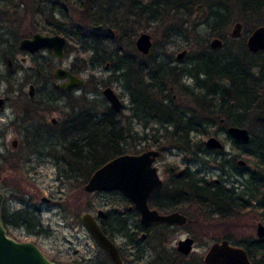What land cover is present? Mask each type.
Returning <instances> with one entry per match:
<instances>
[{
  "label": "rangeland",
  "instance_id": "374dc122",
  "mask_svg": "<svg viewBox=\"0 0 264 264\" xmlns=\"http://www.w3.org/2000/svg\"><path fill=\"white\" fill-rule=\"evenodd\" d=\"M34 1L8 0L6 3H1L2 8L0 7V11H3V14H0V98L4 99V103L0 107V192L4 195L3 202L11 212L13 209H20L24 205V208L29 209L36 217L40 214L43 228L44 226L47 227L45 230L47 232L31 237L21 228H10L8 235L14 239L36 244L48 257L55 258L59 263L63 261L74 262L76 260L80 261L81 264L84 263L83 261L96 264L95 262L98 259H104L103 254L82 226L80 215L85 211L96 217L98 210L106 212L115 209L124 212L128 216V212H125L127 203L125 204V201L116 191L97 193L84 191L85 176L89 172L88 162H85L82 167L72 165L76 168L80 167L83 176L78 175L67 180L61 177L64 162V143L57 138L60 137L61 129L58 124L67 119L69 115L75 114L70 113V109L74 105L78 108L79 105L88 106L91 104L97 106L98 111H101L104 105L109 106L101 93L102 89L107 86L111 87L119 96L123 108L117 114H121V119L127 121L125 116L131 113L130 94L126 90L125 82H122L121 72H113L112 69L106 68L107 61H103L105 64L85 62V70L78 73V76L84 80H87L90 75L93 76V81H97L98 87L92 85V81L91 85L87 84L84 87L71 90L68 97H62L57 93L53 87L60 84L62 80L55 79L51 74L56 66L67 69L74 59V53L70 52L68 56L65 55L63 59L58 60L48 50H42L34 55L18 49L17 44L20 39L28 38L35 32L44 33L42 24L39 22L40 19L35 13L37 7L33 3ZM166 2L167 0H112L110 10L107 9V5L102 8L104 12L106 10L121 12L124 10L123 6L128 7L129 10L125 9V11L127 14H132L129 21H133L137 29L144 28L139 31V34L144 32L150 35L152 47L149 50V57L148 59H142L146 65L152 64L155 60L156 62L161 60L170 65L183 66L189 69L194 61L193 56H196L197 53L211 54L219 59L232 58L234 54H239L237 51H242L240 50L241 44L246 43L249 34L255 28L264 26V8L252 15L246 14L247 17L241 13L238 0H203L200 3L192 2L193 4L190 5L188 0H173L176 13L169 9L161 17V13L164 11L163 4ZM48 7H53V5L49 4ZM58 7L64 13L65 18L61 19L59 12L52 11L50 23L56 24L55 20H57L60 21L62 27H64L65 22L69 23L71 21L72 23L74 21L72 10L62 2ZM218 13L227 14L229 17L228 23L219 31L212 32L211 29L219 18ZM135 14L142 15V18H149L148 22L146 20L147 24L143 25L142 21L140 25L134 21ZM236 22L242 24L241 33L245 31V34H247L244 41L241 40L243 34L238 38L231 36L233 23ZM251 22H254L252 27L249 26ZM103 38H105L102 40L105 45L111 43L115 46L117 44V39L113 34H104ZM214 38L220 39L222 46L213 51L209 43ZM66 43L71 47L73 45L78 47V44L73 41ZM103 43L101 47H104ZM182 50H185L187 54L182 60H177L175 57ZM82 55L86 57V55ZM48 58H51L49 67L46 64ZM8 60L11 62L10 66ZM45 68H48L46 73L44 72ZM47 72L50 78L47 77ZM150 72L152 73L151 70ZM150 72L149 74L145 73V84H148ZM182 79L183 84L193 86V78L184 76ZM30 84L34 85L35 90L32 98L28 97V85ZM164 85L169 89H166L165 93L171 99L172 105L184 106V108L189 106L188 108L194 109L192 98L183 95L184 86H178L171 80H164ZM214 87H217L214 89L217 93L220 87L218 85ZM96 88L99 90L97 91ZM173 95H175V99H172ZM89 102L91 103L89 104ZM203 115L205 118H201L202 131L191 134L193 144L190 145L188 151H196V148H200V144L206 141L208 136L215 135L224 144V150L220 156L225 161V164H223L225 169L229 170L232 175L230 180H234V175L237 174L233 169L243 167L248 172L254 168L251 161H248L245 165H238L237 161L240 156L237 154L244 149L256 151L255 144L234 146L225 129H223L225 128L224 124L220 123L218 119L211 122L212 119L208 117L207 113ZM51 118L57 121L56 125L51 124ZM207 120L209 123H207ZM132 126L139 135L146 133L145 141L130 143L131 147L135 146L137 151H144L142 146L145 142L151 143V145H154L152 142L159 140L161 142L162 134L159 130L150 131V129H145L143 124L135 119L132 121ZM156 127L152 125L153 129ZM162 132L164 133V131ZM12 139L18 141L16 148H12L10 145ZM36 139H38L37 143H34ZM28 140H32L33 144H28L26 142ZM34 145L35 148H33ZM156 148V146H153L152 149ZM161 148H163V142H161ZM170 151L171 155L169 154ZM170 151H167L168 154L166 155L168 161H176L182 156L177 150L172 149ZM220 156L214 157L215 159L207 164L203 172L210 180L219 178L221 175L218 165V162L221 161ZM65 161L68 165V158ZM155 163L159 168L158 174L163 180V154ZM193 167L195 168L194 165ZM246 176L247 173L244 174V177ZM42 197L49 198L50 202L44 203L41 201ZM246 216V224L244 225H240V222H237L239 220L236 221L237 225H231L230 223H235L234 219L226 222L214 217L213 219L204 220L205 226L203 228L193 229L189 226L184 229L172 230L168 235L166 248L169 250L175 249L178 240L182 239L187 231L192 232L196 237L193 250L189 256L179 260L196 261L199 258L202 259L209 245L220 238L222 234L230 233L234 241L237 242L253 239L256 234L254 230H256L257 223L264 224V211L250 212ZM127 219L131 225L136 222L134 217H127ZM126 240L121 235L115 237L117 244L123 245L127 242ZM155 244L156 242L151 240L144 242L135 253L138 256H145V258H148L150 254L159 255L153 249ZM160 246L163 247V244ZM160 255H163V253ZM162 257L163 260L170 259V257L178 259L176 255H163ZM129 258L133 260L134 257ZM152 259L154 260V258ZM147 260L135 262L137 264H147Z\"/></svg>",
  "mask_w": 264,
  "mask_h": 264
},
{
  "label": "trees",
  "instance_id": "16d2710c",
  "mask_svg": "<svg viewBox=\"0 0 264 264\" xmlns=\"http://www.w3.org/2000/svg\"><path fill=\"white\" fill-rule=\"evenodd\" d=\"M80 1V0H75ZM173 0H167L163 4L164 11L161 13L163 17L169 9L176 13L175 2ZM203 0H188L189 5L192 2H202ZM241 8V13L248 17L246 14H254V12L260 11L264 8V0H238ZM65 6L72 10L74 21L69 23L65 22L64 27L61 26L60 21L55 20L56 24L50 23L51 13L53 8L48 7L50 0H35L36 4V16L40 19L42 24V30L47 34H62L68 41H73L78 44V47H68L65 50V55L68 56L70 52L74 53V59L69 64V70L72 74H77L85 70V62L89 63H104L107 61L108 69H112L113 72H121L122 82H125L126 90L129 92L134 105L131 113L126 115L127 121L121 119V114L115 113L109 106H102V110L98 111L95 105H79L78 108L71 107L69 115L62 123L58 124L61 127L59 140L64 143L63 153L64 162L62 164L63 171L61 177L65 180L69 179L66 174V167L64 163L65 159L80 161L81 158H86L89 164V172L98 169L103 166L110 159L117 157L125 153H137L135 146L130 145L131 142L145 141V134L139 135L134 131L132 121L135 119L143 124V128L153 130H159L162 134L161 142H163V127H169L172 125V129H169L170 136L176 137L175 141L187 142L189 140L188 133L190 127L196 128L198 132L202 130L201 118H205L204 113L211 117V122L215 119H223L225 127L239 126L247 128L250 134V139L247 144H255L256 151L249 150L245 153L248 161L253 163V170H249L248 177L246 179V186L242 191L241 201L236 200L233 191L222 186L215 185L212 196L214 198L216 218L220 221H231V217L242 212L246 209L247 213L264 211V51H258L256 53H250L245 44H241L238 55L234 54V57H226L219 59L211 54H208V58H201L198 60V64L193 68H189L188 73L192 77H196L202 74L206 79L214 81V85L217 80L225 79L227 85L220 89L218 92V101L206 102L201 100L200 102H194V109H198L199 113H193L187 116L173 117L170 113H163V110L174 109L171 99H163V80L175 81L176 71L172 67L163 68V62L155 60L152 64H148L149 69L151 67L148 84H145L143 69L145 68V61L134 54L135 47L134 41L139 34L140 29L135 27L133 21H129V17L132 14H127L125 9L129 10L126 6H123V11L112 12L103 11L104 5H107V9L112 8V0H85V4H79L71 0H65ZM193 4V3H192ZM167 8V9H166ZM134 21L140 25H146L148 19L142 18V15L135 14ZM218 23L212 27L213 31H219L223 26L228 23V15L218 13ZM60 18H65L63 14ZM147 20V22H146ZM250 27L254 26V22L249 24ZM248 27V28H250ZM113 34L117 39V44L113 46L111 43L105 45L102 40L104 34ZM244 31L242 41L245 40L247 34ZM218 34V33H217ZM78 40H77V39ZM102 43L104 47H101ZM82 54L86 55L84 57ZM88 54V56H87ZM138 54V53H137ZM202 57L203 54L199 53ZM134 61V62H132ZM195 62V60L193 61ZM47 66L51 64V58L46 61ZM45 64V65H46ZM193 67V66H192ZM164 72H163V69ZM44 72L46 73V70ZM187 70V69H186ZM255 71V72H254ZM149 74V73H148ZM48 77V72H47ZM50 78V75L49 77ZM88 85H91L93 76L87 78ZM144 81V83H143ZM97 81L94 80L93 84L98 87ZM106 84L104 83V86ZM54 90L62 97H68L70 92L59 89L57 85H54ZM214 89V88H213ZM98 91L99 89L96 88ZM53 101V100H52ZM175 106V105H174ZM177 107V106H176ZM246 118V119H245ZM207 123L209 121L207 120ZM152 125L157 126L155 129ZM36 139L34 143H37ZM86 146V155H82L80 150H73L68 146L70 143L79 142ZM80 141V142H81ZM28 144H33L32 140L26 141ZM67 142V143H66ZM161 142L156 141L143 144L142 150H150L153 146L157 149H161ZM140 143V142H139ZM35 148V145L33 146ZM85 177V182L89 177ZM83 184V185H84ZM121 198L128 204L127 197L120 191H116ZM155 194V193H154ZM247 196L246 198L243 196ZM254 201V204H253ZM28 211V210H27ZM128 212V210H127ZM32 212L28 213L29 217H32ZM134 215V214H132ZM127 216V215H126ZM122 215L117 210L111 209L104 213V218L100 222V229L109 238H114L117 235L126 238L127 242H133V234L129 232L130 223H128L127 217ZM7 209L2 206L1 219L2 223L12 226H17V222L12 220L11 223L7 220ZM23 219V216L21 217ZM28 220V219H27ZM29 229L35 230L40 228V222L38 219L30 218ZM140 225L137 224V227ZM131 230V229H130ZM172 230L156 229L146 236L145 242L151 240L156 242L154 251L159 255L163 253L166 256L176 255V258L172 257L163 260V264H203L201 259L196 261H184L179 260L184 258L180 256V253L176 249H167L166 241L168 235ZM162 233V234H161ZM228 234V233H227ZM227 234H220V238H229ZM163 244V247L160 245ZM239 244V243H238ZM244 249L247 251L253 264H264V238L257 239L255 237L250 238L243 243ZM104 256L107 255L101 249L99 250ZM126 256V255H125ZM172 258V259H171ZM89 264V263H88ZM151 264H154L153 262Z\"/></svg>",
  "mask_w": 264,
  "mask_h": 264
},
{
  "label": "flooded vegetation",
  "instance_id": "af4514ba",
  "mask_svg": "<svg viewBox=\"0 0 264 264\" xmlns=\"http://www.w3.org/2000/svg\"><path fill=\"white\" fill-rule=\"evenodd\" d=\"M71 1L77 2L81 5L85 4V0H80L79 2L75 1V0H71ZM4 2L6 3V2H8V0H0V7L1 8H2L1 3H4ZM60 2H62L63 4L66 3L65 0H52V1L50 0V4L53 5L52 11L53 12L57 11L62 16L64 13L58 7ZM1 13L3 14V11L2 12L0 11V14ZM45 34H47V33H45ZM48 35H52V34H48ZM59 35H62V34H59ZM62 36H64V35H62ZM65 39H66V37H65ZM66 42H67V39H66ZM134 43H135V41H134ZM67 47H68V44L66 43L65 48H64V56H65V50ZM134 47H135V44H134ZM246 48H247V46H246ZM42 50H48L51 53L50 49L45 48ZM42 50H40V51H42ZM134 50H135L134 54L137 55L138 59H139V57L144 58V59H148L149 53L142 54L141 52L136 50V47ZM212 50L214 51L215 49H212ZM247 50H248V48H247ZM40 51H38V52H40ZM249 52L253 53L251 51H249ZM254 53H256V52H254ZM186 54L187 53H185V55ZM202 54H203L202 57L199 55V53H197L196 56H193L194 57L193 60H195V62L191 63V68L194 69V66L199 63L198 62L199 59L205 58V57L208 58L206 53H202ZM185 55L183 57H185ZM63 57L61 59H63ZM183 57H181V59H177V55H176L175 58L177 60H182ZM61 59H58V60H61ZM132 62H134V61H132ZM161 62H163V68L172 67L175 69L176 78H175V81L173 83L177 84L178 86H184V88H183L184 94L183 95H186V96L192 98V101H193L192 103H193L194 107H195L194 102L195 103L200 102L201 100H205L206 102H210V103H211V101L215 102L216 99H218V96H219L218 92L220 91V89H223V87L228 84L227 81L225 79H223V80H217V82H215L216 84L214 83V85H213L212 83L214 81H212L211 79H206L205 77L202 76V74H199L196 77H192L188 73V71H190V70H188V69L186 70V68H184L183 66L170 65L166 61H161ZM145 65H146V63H145ZM56 68H58V67L56 66ZM106 68H108V63H106ZM145 68L146 69H143V76L144 77H145V73L150 72L148 64L145 66ZM63 69H65V68H63ZM67 70H69V67L67 68ZM164 70L165 69H163V72H164ZM184 76L189 77L191 79L193 78V80H194L193 86L192 85L191 86L185 85L182 83V81H183L182 78H184ZM58 80H60V79H58ZM162 80L164 82V79H162ZM85 81H86V84L82 85L80 87H84L88 84V81L86 79H85ZM144 81H145V78H144ZM144 81H143V83H144ZM63 82H65V80H62V82L60 84H62ZM57 85L59 87V84H57ZM217 85L220 87V89H218V91L216 93V91H214V89H216L217 87H214V86H217ZM80 87H78V88H80ZM170 89H171V87H170ZM162 90H163V99L162 100L168 99V95H166V93H165L166 89L164 90V88H163ZM64 91H66V90H64ZM70 91L71 90L66 91V92H70ZM172 99H175V95H173ZM131 101H132V99L130 97V103H131V107H130L131 109L130 110L132 111L134 105L132 104ZM188 107L189 106H187V108H184V106H181V107L177 106L176 107L173 105L174 109L171 108L169 110L168 109L163 110V113L164 114L170 113L173 117L174 116L175 117H178V116L182 117V116H187L190 114L192 115L193 113H199L198 109H192V108H188ZM197 107H199L198 104H197ZM122 108H123V106H122ZM120 112H115V113H120ZM220 123H223V119H220ZM53 125H56V123ZM169 129L170 130L172 129V125H169V127H166V128L163 127V131H164V133H163V148H161V149L156 148V150L159 151L160 156L163 154V180L161 179L163 182L162 183L163 185L160 189H156L150 194V196L148 198V204L147 205L149 206L150 209L157 210V212L160 215H168V214H172V213H178L179 215L184 217L185 222L182 224L168 223V222H155V223L148 225V226L143 225L140 222L138 212H136L131 201L127 198L128 204L126 205L125 212H127V210H128L129 215L127 217H129V218L134 217L136 220L135 223H133L132 225L130 224V226H129L131 229L130 232L133 234V236L135 238H133V242H129V243L126 242L123 245L117 244L115 242L116 236L114 238H110L117 247L116 249L118 250V253L120 256L119 259H121V261H122L120 264H137L136 262H138V261L141 262L144 259H148L147 264H151L153 261L155 264H163V257H162L163 255L159 256V255L150 254L148 258H145V256H142V255L138 256V254H136L135 251H138V248L141 247V244L145 242L146 236L148 234H150L151 232L153 233V231H155L158 228L163 229V230L184 229V228H187L189 226L192 227L193 229H197L199 227L203 228L205 226V223L203 222L204 220L213 219L214 217L216 218V216L214 214V211H215L214 205L216 202H214L215 200L212 196V191H213L215 185H217V186L223 185L225 188L230 189L231 191H233L236 200L241 201V203L244 202L243 201L244 199L242 198L241 195H242V191H244L243 189H245L246 182H247L246 179L248 177L249 171L247 172V169H245L243 167H239V168L237 167L236 169H233L237 173L236 175H234L235 176L234 180H230V179H232V177H231L232 175L230 174L229 170L225 169V165H223V164H225L224 163L225 161L220 156L224 150V144L220 140L219 141L223 145L222 149H217V150L211 149V148L207 147L205 141H203L200 144L201 147L200 148L197 147L196 151H190V150L188 151V149L190 148V145L193 144V141H191V134L198 133V130L196 128L190 127L189 133H188L189 140H187V142H180V141H175L176 137H174V136H170L171 139L169 138V132H168ZM223 129H225V131L227 133L228 128L225 127ZM213 136H215V135H213ZM208 137H210V136H208ZM216 139H217V137H216ZM229 139H231V137ZM231 140H232V143L234 144V146H237V147H238V145L245 146L249 142V141L248 142H239V141H236L234 139H231ZM68 146H70V148L73 150H80L81 156L86 155V146L84 143H82V141L81 142L80 141L74 142L71 144L69 143ZM167 148H169V149H167ZM172 149L177 150V152H180L182 155L176 161H168L167 160V157H166V155L168 154L167 151H170ZM144 151H147V150H144ZM247 151H249V150L244 149V150H241L239 154H237L240 156V158H239L240 161H242V163L238 164V161H239V159H238V161H237L238 165H245L246 163H248V160L245 159L246 158L245 153ZM137 153H141V152H137ZM129 154H133V153H129ZM134 154H136V153H134ZM169 154L170 155L172 154L171 151ZM209 155H210V157H209ZM217 155L220 156V160H221L218 162L221 175L219 178L210 180L209 178L206 177V175L203 172L205 171L207 164L212 162L215 159L214 157H217ZM157 159L154 161L153 165L157 168V172L159 173V168L156 166V163H155L157 161ZM85 162L87 163V159L84 157V158H81L79 162L71 159L68 161V165H67V163H65V166H68V167H66V172L68 173V174L66 173L67 176H69V178H74L78 175L83 176V174L81 173L82 169L80 167L84 166ZM72 165H74L76 167L80 165V167L76 168V167H73ZM193 165L195 166V168L193 167ZM252 170H253V168H252ZM93 172L94 171H92V173ZM92 173H90V175ZM246 173H247V176L244 177V174H246ZM90 175H89V177H90ZM84 185H83V187H84ZM112 191H118V190L95 191L92 193L112 192ZM87 193H89V192H87ZM243 196L245 198L247 197L245 195H243ZM3 201H4V197H3ZM41 201H43L44 203L50 202L49 198H44V197L41 198ZM253 204H254V201H253ZM3 205L7 209V215H8L7 220L9 221V223H11L12 220H15L18 223L17 226H12L9 224H7V225L3 224L5 229H6L7 234L9 232L10 228H21L24 230V232L27 233V235H29L31 237H35V235H42V234L47 232V231H45L47 229V227L44 226V228H43L42 222L40 220V216H41L40 214L36 217V215H34V213L32 212L31 213L32 217H29L28 213L30 212V210L27 208H24V205L22 206V208H24V209H22V208L17 209V210L13 209L12 212L10 211L9 207L4 202L2 203V206ZM98 211H100V210H98ZM98 211L96 212V217H94L92 214L91 215L94 217V219H96L97 224L100 226V222L102 221V219H106V218L109 219V218L108 217L104 218L105 211H103V210H101L102 211L101 215H97ZM117 211L122 213V215L126 216V214L124 212H122L120 210H117ZM85 213H88V212L84 211V213H82L80 215V222H81L83 227H84V225L82 223L81 218H82L83 214L85 215ZM132 214H134V215H132ZM246 214H247V211H246V209H244V210H242V212L232 216L231 218H232V220L233 219L235 220L234 221L235 223H233V224L230 223V224L231 225H235V224L237 225L238 224L237 222H240V225L246 224V220H245L247 217ZM22 216H23V219L21 218ZM38 217H39V219H38ZM30 218H32V220L35 218L38 219L40 222V225H41L40 228H35V230H30L28 228L29 227L28 220ZM237 220H239V221H237ZM258 223H261V222H258ZM137 224L140 226L137 227ZM231 225H229V226H231ZM227 235L229 236V238H217L215 241L226 239L230 244L235 245V246H241L242 248H244L243 243L245 241L237 242V241H234V238L230 233H228ZM188 237L192 238L194 241L193 244H195L196 237L192 232H189V231H187L185 236L180 240H183V239L188 238ZM255 238H257L256 234H255ZM16 240L23 241L20 239H16ZM246 241H248V239ZM127 250H129L130 253L127 252ZM189 255L190 254H188V255L180 254V256H182V257H186ZM131 256L134 257L133 260L131 258H129ZM248 257H249V255H248ZM48 258L51 261L55 262L56 264L59 263L58 260H55V258H53V257L52 258L48 257ZM103 258L104 259H102V260L98 259L97 262H95V263L96 264H117L114 261H112L108 255H107V258H106V256L103 255ZM152 258H154V260ZM249 259H250V257H249ZM201 261L203 262V257H202ZM63 262H67V261H63ZM68 262H71V261H68ZM83 262H84L83 264H88L87 261H83ZM61 263H59V264H61ZM73 263L74 264H81L80 261H76V260ZM251 263H252V260H251Z\"/></svg>",
  "mask_w": 264,
  "mask_h": 264
},
{
  "label": "water",
  "instance_id": "95a60500",
  "mask_svg": "<svg viewBox=\"0 0 264 264\" xmlns=\"http://www.w3.org/2000/svg\"><path fill=\"white\" fill-rule=\"evenodd\" d=\"M231 36L238 38L241 36L242 24L240 22L233 23ZM136 50L142 54L149 53L152 47L150 35L140 33L135 39ZM246 46L249 51H264V26H259L253 30L246 39ZM18 48L29 54H34L42 49H50L53 57L61 59L64 56V48L66 39L59 34L48 35L45 33L35 32L28 38L20 39L17 44ZM209 46L211 49H218L222 46V41L214 38ZM186 51L182 50L177 54V59H181ZM11 62L8 60V65ZM53 77L65 80L59 87L69 91L86 84L84 79L78 75L71 74L67 69L61 67L55 68ZM28 97L34 96V85H28ZM102 95L108 102L110 109L114 112L122 110V102L119 96L110 87L102 90ZM4 99L0 98V107L3 105ZM51 124H55L54 118L50 119ZM227 134L239 142L249 141V131L247 128L239 126L227 127ZM18 141L12 139L10 145L12 148L17 147ZM207 147L211 149H222L223 145L215 136H210L205 141ZM160 156L158 150H147L136 154H121L107 161L103 166L94 170L84 185L86 192L110 191L118 190L122 192L132 203L140 222L143 225H151L155 222H168L182 224L185 222L183 216L178 213L168 215H160L157 210L150 209L148 198L150 194L162 187V180L157 174V168L153 165L154 161ZM242 161H238V164ZM3 194L0 192V264H56L51 261L41 249L34 243L29 241H18L7 235L6 229L1 219V207ZM102 211H98L97 215H101ZM82 223L93 238L96 245L102 249L112 261L120 264L122 261L119 256L116 245L113 241L100 229L96 219L89 214L82 215ZM256 236L258 239L264 238V224L258 223L256 226ZM194 241L188 237L177 242L176 250L183 255L191 254ZM204 264H252L248 254L241 246L230 244L226 239L215 241L209 245L205 254H203ZM61 264H74L73 262H62Z\"/></svg>",
  "mask_w": 264,
  "mask_h": 264
}]
</instances>
